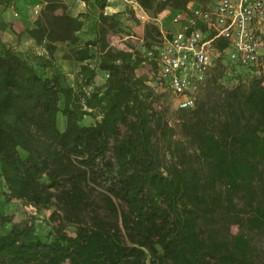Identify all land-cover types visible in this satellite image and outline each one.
<instances>
[{"label": "trees", "instance_id": "trees-1", "mask_svg": "<svg viewBox=\"0 0 264 264\" xmlns=\"http://www.w3.org/2000/svg\"><path fill=\"white\" fill-rule=\"evenodd\" d=\"M215 1L137 4L156 19ZM83 18L47 0L22 33L45 55L0 56V264H264V77L217 60L194 107L169 112L136 74L144 52L109 44L119 22L100 14L81 43ZM161 40L147 23L144 51ZM9 201L48 213L46 231L12 222Z\"/></svg>", "mask_w": 264, "mask_h": 264}, {"label": "built area", "instance_id": "built-area-1", "mask_svg": "<svg viewBox=\"0 0 264 264\" xmlns=\"http://www.w3.org/2000/svg\"><path fill=\"white\" fill-rule=\"evenodd\" d=\"M169 30L161 33L160 44L144 51L143 66L154 93H167L176 110H189L215 60L245 72L259 66L264 0H216L206 8L175 11ZM218 40L225 43L222 50L214 46Z\"/></svg>", "mask_w": 264, "mask_h": 264}, {"label": "crops", "instance_id": "crops-1", "mask_svg": "<svg viewBox=\"0 0 264 264\" xmlns=\"http://www.w3.org/2000/svg\"><path fill=\"white\" fill-rule=\"evenodd\" d=\"M47 0H0V56L4 50L11 48L20 53H35L37 55H45L42 47L36 46L35 43L22 34L25 30L32 28L37 17L35 9L39 11ZM65 7L66 12L76 17L83 15V25L77 33L81 43L93 41L96 37V25L99 15L113 17L119 22V25L126 31L135 32L143 39L144 26L149 22L159 28L160 33H164L170 27V20L173 11H164L151 19L139 7L137 0H58ZM197 4H190L188 7H197ZM22 34V35H20ZM20 35V36H18ZM131 36H124V39ZM68 47L65 44H57L54 53L53 72L65 74L70 77L71 85L73 84V76L77 71L78 65L72 60L64 58ZM144 52L142 46L139 47ZM127 50V49H126ZM140 70V69H139ZM139 70L136 74L138 75ZM100 77L97 76V79Z\"/></svg>", "mask_w": 264, "mask_h": 264}, {"label": "rangeland", "instance_id": "rangeland-1", "mask_svg": "<svg viewBox=\"0 0 264 264\" xmlns=\"http://www.w3.org/2000/svg\"><path fill=\"white\" fill-rule=\"evenodd\" d=\"M149 23H154V22H149ZM169 29H167V31L164 30V35H166V33H169ZM131 36L130 38L124 39V36ZM109 44L115 48V49H120V50H126L128 47L130 48H134L137 49L138 51H141L139 49L140 46H142V41L141 38L132 31H126L123 30V28L121 26H118V32L114 35H109L107 37ZM143 53V52H142ZM217 62V60H215V63ZM263 57L261 58V63L259 64V66L255 69H253V71L257 74V75H261L264 77V68H263ZM147 66H142V68H140L138 75L145 77L146 73H147ZM98 77H100L99 79H97V77L94 79V84L96 86H99L103 83L104 80V76L99 75ZM67 78V84L71 85V80L70 77H66ZM162 102L165 104V106L168 107L169 112H174L176 111L175 106L173 104V99L171 97V95L169 94H162ZM93 121L91 119L86 118L84 120V124H91ZM4 211L5 214L7 215V217H10L12 222L14 223H18V222H30L33 221L35 227L39 230V231H46V226H45V220L47 219L48 213L46 212H36L34 211V209L30 208V207H25L23 206L21 203L16 202V201H9L5 203L4 206ZM235 231V229H233V232Z\"/></svg>", "mask_w": 264, "mask_h": 264}]
</instances>
